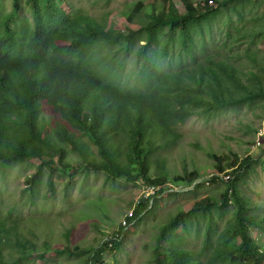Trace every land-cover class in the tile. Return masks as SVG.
<instances>
[{
  "label": "trees",
  "instance_id": "obj_1",
  "mask_svg": "<svg viewBox=\"0 0 264 264\" xmlns=\"http://www.w3.org/2000/svg\"><path fill=\"white\" fill-rule=\"evenodd\" d=\"M181 1L184 14L172 0L149 2L147 6L138 3L135 12L143 11L142 23L134 22L136 16L127 15V29L118 30L116 25L108 26L85 13L70 15L61 5L63 0H28L33 24L18 30L10 25L23 7L22 0H13L11 14L0 21V168L25 159L38 160V172L25 180L24 191L31 189L30 198L36 197L44 168L51 173L50 191L54 190L52 175L60 169L70 176L85 170L102 172L115 181L143 179L145 187L155 185L159 191L151 207L150 200L143 197L136 205L134 218H142L157 208L159 197L167 190L165 184L192 186L202 178L197 169L189 172L188 164L175 176L167 172L165 164L155 166V155L180 146L181 127L195 117L210 122L230 112L255 109L264 100L259 76L242 69L246 66L240 62L243 57L200 61L195 51L197 34L203 37L205 47L204 35L223 14L239 12L253 0H218L217 5H211L210 0ZM252 38L264 52V26ZM177 45L181 68L174 70L165 64L174 58L172 50ZM15 47L19 49L16 57L10 53ZM112 47L116 52L108 61L101 51ZM131 54L138 66L135 81L128 83L122 81V57ZM258 57L250 51L247 54L250 66L263 68ZM188 58L192 68L185 63ZM47 109L49 121L45 119ZM71 154H77L80 159L76 163L83 165L73 168ZM210 157L215 160V174L208 177L210 184L225 183L221 198L205 197L188 212L181 210L171 217L157 239L164 245L155 250V264H202L206 257L207 264H264V245L253 234V229L264 232V215L255 212L241 187L252 160L226 163L225 158ZM227 167L233 170L230 181L223 179ZM231 206L232 220L219 230L215 214L223 220ZM105 208L100 210L107 215ZM31 220L39 227L52 226L45 217ZM14 221L10 224L0 219V264H34L33 257L24 252L22 257H15L16 251L36 245L21 234L19 220ZM202 222L206 228L200 252L180 248L184 236L178 231L188 234L196 226L198 234ZM67 231L64 236L70 242L72 234ZM101 231L112 239L116 235L123 239L125 233L120 229ZM119 242L117 239L112 247L102 246L93 255L90 252L86 264H102L100 254L115 250ZM5 248H9L6 253ZM60 249L49 246L42 253L75 254L70 245Z\"/></svg>",
  "mask_w": 264,
  "mask_h": 264
},
{
  "label": "rangeland",
  "instance_id": "obj_2",
  "mask_svg": "<svg viewBox=\"0 0 264 264\" xmlns=\"http://www.w3.org/2000/svg\"><path fill=\"white\" fill-rule=\"evenodd\" d=\"M63 1L61 5L70 15L85 13L99 22L107 23L108 26L116 25L118 30L127 29V15L136 16L134 22L142 23L143 11L137 14L135 6L138 3L145 6L149 4V1L141 2L140 0ZM172 1L176 4L179 13L184 14L185 7L182 1ZM12 3L13 0H0V21L11 14ZM22 6L10 25L11 29L17 27L18 30L20 28L27 30L33 24L32 10L28 0H22ZM229 15L223 14L213 28L207 31L204 35L205 47L202 45L203 37L197 34L196 56L200 61L208 57H214L217 60L228 59L233 55L243 57L240 62L246 66L242 69L247 73L253 72L250 74L258 75L264 86V65L263 68L260 65L259 67L250 66L247 59L250 51L259 56L258 60L264 63V52L260 51L258 40L252 38L260 34L264 26V1L253 0V3L245 9L240 8L239 12L235 11ZM2 32L3 28L0 29V33ZM244 36L245 38L242 39ZM238 40L241 41V46ZM233 47L235 49L232 53ZM177 51L178 45L172 50L175 59L171 57L165 64L174 70L181 68L178 67L181 58L179 54H176ZM115 52L116 48H104L101 55L108 61H112ZM10 53L16 57L19 49L15 47L10 50ZM122 58L125 62L121 73L122 81L133 83L135 81L133 74L138 66L134 64L135 57L131 54ZM190 62L188 58L185 62L187 68L193 67L188 65ZM49 116L47 109L45 110L46 121H49ZM263 122L264 100L260 101L255 109L245 108L241 112H230L215 121L207 122L199 117L189 120L180 128L183 135L180 146L173 150L159 152L155 155L154 162L155 166L157 163L165 164L171 176L181 175L184 165L188 164V171L197 169L202 178L199 177L197 184L194 182L192 186H183L184 189L176 186L173 192L176 195L166 196L171 192L163 193L159 197L157 208L150 214H142L144 216L141 215L142 218H138L133 226L125 230L126 232L121 229L120 222L130 211L135 210L142 198L143 187L146 189L143 179L129 182L126 178H121L115 181L102 172H86L85 170L70 176L69 173L65 174L64 170L60 169L61 172L57 171L52 175L54 190L50 191L51 173L44 168L39 186L35 191L36 197L32 199L28 196L31 189L24 191V188H27L25 180L28 175L38 172L40 165L38 160L25 159L5 169L0 168V219L7 220L10 224L14 220H19L17 226L21 234L36 245L27 247L25 251H16L15 257H22L21 254L24 252L27 256L33 257L30 259H33L34 264H86L90 252L93 255L103 246L104 239L109 238L103 236L101 229H105L108 233L120 229L125 232L123 239L119 242L120 246L115 250L106 249L100 254L98 260L102 264H155V250L157 248L161 250L164 245V243L158 244L157 241L162 226L181 210L188 212L195 202L205 197H215L217 200L221 198L224 182L219 181L208 185L202 182L215 174V160L210 157L212 154L221 159L225 158L226 163L232 160L239 162L252 160L251 168L241 187L250 199L255 212L264 215V136L258 138L259 131L264 129ZM84 140L89 143L87 137H84ZM69 159L71 166L75 169L83 165L82 162L76 163V160L80 159L77 154H71ZM227 169V172L233 171L230 167ZM196 185H200V188H194ZM153 202L150 203V207ZM97 203H99L98 207ZM259 206L262 208H255ZM99 207L105 208L107 215L111 218L102 214ZM233 212L234 207L231 206L227 209L223 220H219L217 213L215 214V220L220 226L219 230L227 227L232 220ZM31 217H45L52 226L48 228L44 224L39 227L34 220H31ZM205 228L206 223L202 222L198 234L196 226H193L188 234L179 230L178 233L184 236L180 248L200 252ZM66 231L72 234L70 242L64 236ZM253 234L258 236L261 245H264V232L253 229ZM69 245L75 248V254L64 251L60 254L59 251L55 254L42 253L49 246L61 247L60 250H64ZM104 246L109 247V245ZM8 249L5 248L4 253ZM205 260L207 261L208 257L203 259L202 264H207Z\"/></svg>",
  "mask_w": 264,
  "mask_h": 264
},
{
  "label": "built area",
  "instance_id": "obj_3",
  "mask_svg": "<svg viewBox=\"0 0 264 264\" xmlns=\"http://www.w3.org/2000/svg\"><path fill=\"white\" fill-rule=\"evenodd\" d=\"M141 1H149V2H154V1H159V0H141ZM192 2H195V3H199L203 0H191ZM217 2L218 0H210V4L211 5H217ZM264 123V122H263ZM264 136V129L259 131V134H258V138H263ZM210 178V177H209ZM209 178H206L205 180H202V182L206 183L207 185L210 184V180ZM232 175L230 172H227L225 175H224V180L225 181H230L232 179ZM197 184V183H196ZM177 185H172V184H169L168 186H166L165 188H167L166 191H164L163 193H169V192H175V187ZM180 186L181 188H185L183 187L182 185H178ZM146 189H144V193L142 195V197L145 199V200H150V203L153 202L154 200V196L157 195L158 191H159V187L155 186V185H150V186H146L145 187ZM137 221V218L135 217L134 218V210L130 211L126 216H125V219L120 222V227L123 231H127L129 229L130 226H133L134 223ZM125 231V232H126ZM117 239H122L121 236L119 235H116L115 237L112 238H106L104 239L103 241V246L104 245H109V247H112L113 245V242L116 241Z\"/></svg>",
  "mask_w": 264,
  "mask_h": 264
}]
</instances>
